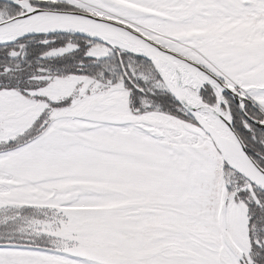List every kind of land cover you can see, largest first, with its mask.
I'll return each instance as SVG.
<instances>
[{"label": "snow or ice", "instance_id": "snow-or-ice-1", "mask_svg": "<svg viewBox=\"0 0 264 264\" xmlns=\"http://www.w3.org/2000/svg\"><path fill=\"white\" fill-rule=\"evenodd\" d=\"M0 264H264V0H0Z\"/></svg>", "mask_w": 264, "mask_h": 264}]
</instances>
